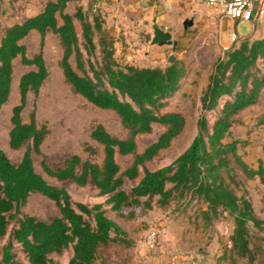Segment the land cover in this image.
Wrapping results in <instances>:
<instances>
[{"label":"trees","instance_id":"1","mask_svg":"<svg viewBox=\"0 0 264 264\" xmlns=\"http://www.w3.org/2000/svg\"><path fill=\"white\" fill-rule=\"evenodd\" d=\"M75 2L49 0L37 15L0 29V112L10 97L13 62L19 59L23 66L33 68L19 78V100L9 119L8 147L19 150L26 145V149L16 162L0 149V241L5 240L0 264H58L51 257L68 250L67 264H95L101 247L124 243L126 237L106 216L108 212L134 220L136 208L145 213L175 203L185 209L191 203L203 204L204 208L197 210L203 226L229 215L233 220L230 255L252 264L256 254L248 224L261 228L264 220L256 218L248 199L236 195L233 173L237 168L246 178H257L264 185V166L252 169L238 154V141H223L235 122L233 117L256 104L264 88V38L239 40L214 63L201 90L191 143L170 165L151 170L147 164L169 148L186 127L183 114L160 112L181 87L186 68L180 62L164 69L121 65L114 56L113 40L102 34L103 17L92 12L98 0H89L90 16L78 6L68 13V5ZM32 31L39 34L41 43L48 31L58 37L59 68L70 92L99 110L114 113L124 129L125 137L119 138L100 124L92 126L90 139L102 149L100 162L70 154L51 167L41 154L48 130L38 126L34 110L27 121L22 117L28 94L37 97L48 77L42 53L30 58L21 43ZM214 110L217 115L210 123L207 114ZM258 124L264 125V115ZM154 125H160L162 133L138 152L136 138L151 133ZM84 150L96 155L90 146ZM33 154L41 157L40 167L48 178L79 188L91 183L104 202L91 206L74 203L63 187L36 172ZM117 155L132 158L124 171ZM125 179L133 184L128 190L123 188ZM35 193L53 202L58 215L43 220L22 214L21 208Z\"/></svg>","mask_w":264,"mask_h":264},{"label":"rangeland","instance_id":"2","mask_svg":"<svg viewBox=\"0 0 264 264\" xmlns=\"http://www.w3.org/2000/svg\"><path fill=\"white\" fill-rule=\"evenodd\" d=\"M47 1L49 0H0V29L37 15ZM135 1H140L141 4L136 5L133 0H98L92 12L103 17L102 34L113 40L114 56L121 65L166 68L167 57L173 54L176 62L183 63L186 68L183 85L168 100V106L160 111H177L183 114L186 127L169 148L162 150L153 162L147 164L148 169L155 170L170 165L191 143L196 134V120L200 113L201 90L214 63L223 58L226 48L232 44L227 37L229 27L226 20L219 26L218 17H214L213 22L209 19H197L190 29L183 32L181 19L173 14L167 15L161 9L155 14V18L160 28L170 32L177 41V48L173 52L168 46H150L153 37L150 25L152 17L146 14L145 25V0ZM89 4V0H77L69 4L66 11L73 13L78 6L90 16ZM232 28L241 36L238 41L247 37H264V17L254 28L250 22H240ZM77 29L79 30L78 25ZM21 43L30 58L42 53L48 71V77L38 96L29 93L26 107L22 111V117L27 121L34 110L38 126L44 125L48 130L41 145V154L46 163L51 167L58 166L70 154L100 162L102 149L90 139L91 128L94 124H100L110 134L124 138L125 131L118 118L114 113L99 110L70 92L59 68L61 48L56 35L48 31L41 43L39 34L32 31ZM13 68L10 97L0 112V149L10 160L16 162L23 155L26 145L19 150L8 147V133L11 129L9 119L12 108L19 100V78L33 68L23 66L19 59L13 62ZM223 102L224 100L220 105ZM216 115V110L207 114L210 123ZM263 115L264 88L256 104L233 117L235 122L223 141H238V154L252 169L264 166V125L258 124ZM162 131L160 125H154L151 133L138 136L137 151L142 152L155 142ZM85 146H90L96 155L90 156L84 150ZM32 157L36 172L47 182L63 187L74 203L91 206L96 202H104V198L96 196L97 189L91 183L85 188H79L71 182L58 183L48 178L40 167L41 157L35 154ZM116 161L124 171L130 166L132 158L117 155ZM235 169L233 175L237 185L232 184V187L236 195L248 199L256 218L264 220V185L259 179H248L239 169ZM132 185L125 179L123 188L128 190ZM184 207L183 204L175 203L163 208L155 207L145 213L136 208L137 217L134 220L116 218L108 212L106 216L123 229L126 237L124 243L113 242L101 247L95 264H249L244 259H232L230 255L233 220L229 215L223 214L213 219L208 226H203L197 210L203 209L204 205L191 203L186 209ZM21 212L43 220L58 215L55 204L38 193L29 196ZM248 230L251 248L256 254L252 264H264V225L258 228L249 223ZM151 231L156 232L153 248L147 245V236ZM4 243L5 240L0 241V248ZM70 256L71 250H68L51 259L58 264H67Z\"/></svg>","mask_w":264,"mask_h":264},{"label":"crops","instance_id":"3","mask_svg":"<svg viewBox=\"0 0 264 264\" xmlns=\"http://www.w3.org/2000/svg\"><path fill=\"white\" fill-rule=\"evenodd\" d=\"M133 1H134V4H136V5L141 4L140 1L139 2H136L135 0H133ZM161 9L167 15L173 14V15L178 16L182 22L184 19H187L191 16H195V20L203 18L204 20L209 19L211 22H213L215 20L214 17H218L219 19L217 22H218L219 26H221V22L223 20L227 21V24L229 27L228 34L230 32H235V30L232 28V26L236 25L237 23L223 18L214 8L209 7L204 0L200 1V2H196L193 0H145V21H143V23L145 25L147 24L146 14H149L152 17L151 21L155 20V22L158 24V26L160 28V24H159L157 18H155V14L157 12H159ZM195 20H194V22H195ZM251 24H252V28H254V26H256L258 24V22L254 23V24L251 23ZM150 25H151V22H150ZM183 32H185V31H183ZM228 34H227V37H228ZM238 36H239V38L241 37L240 35H238ZM261 38H264V37H261ZM151 40H152V38H151ZM150 46H155V45L150 44ZM146 55H149V54L146 52ZM166 64H167V62H166ZM167 67H168V65H167ZM149 68H152V67H149ZM160 68L164 69L165 67L164 68L160 67ZM183 82H184V80L182 81L181 85H183ZM95 204H101V203L96 202Z\"/></svg>","mask_w":264,"mask_h":264},{"label":"built area","instance_id":"4","mask_svg":"<svg viewBox=\"0 0 264 264\" xmlns=\"http://www.w3.org/2000/svg\"><path fill=\"white\" fill-rule=\"evenodd\" d=\"M200 2L203 0H193ZM206 4L214 8L223 18L235 23H257L264 17V0H204ZM238 34L230 32L228 40L231 44L238 41ZM228 49V47L226 48ZM156 232L151 231L147 236V245L153 248Z\"/></svg>","mask_w":264,"mask_h":264},{"label":"water","instance_id":"5","mask_svg":"<svg viewBox=\"0 0 264 264\" xmlns=\"http://www.w3.org/2000/svg\"><path fill=\"white\" fill-rule=\"evenodd\" d=\"M195 16H191L187 19H184L182 22L183 31H187L190 29L194 24ZM151 28L153 32V37L150 42L151 45L156 46H168L171 47L172 51H175L177 48V41L172 38L171 33L167 31H163L159 28L158 24L155 20L151 21ZM167 65H173L176 62L175 56L172 54L167 58Z\"/></svg>","mask_w":264,"mask_h":264}]
</instances>
